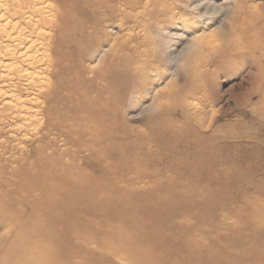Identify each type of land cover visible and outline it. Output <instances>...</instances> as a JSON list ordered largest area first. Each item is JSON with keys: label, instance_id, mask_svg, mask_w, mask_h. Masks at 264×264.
<instances>
[{"label": "bare ground", "instance_id": "1", "mask_svg": "<svg viewBox=\"0 0 264 264\" xmlns=\"http://www.w3.org/2000/svg\"><path fill=\"white\" fill-rule=\"evenodd\" d=\"M188 5L206 21L229 10L211 0H196ZM86 6L102 7L92 0H6L0 4V22L8 13L16 19L11 29L6 28L10 22L0 28V54L15 59L14 67L16 61L22 63V70L42 65L36 66L40 81L23 84L26 79L19 74V85L8 95L16 96V101H6L8 111L4 115L16 120L37 117L39 128L45 129L36 135L34 157L29 158L28 152L20 167L11 171L18 179L10 180L8 167L0 165V264H77L75 258H80L78 264H116L119 260L129 264H216L210 258L205 262L195 259L193 240L185 238L182 225L172 222L175 211L186 210L176 205L177 198L196 203L193 195L200 191L189 183L217 172L221 156L216 145L204 134L194 142L190 134H180L177 117H171L166 126L157 130L158 136L170 137L161 147L164 151L145 149L146 142L140 141L139 135L130 137V128L118 120L121 88L135 72L142 73L141 67L156 66L138 58L134 49V56L123 65L125 71L131 72L127 74L130 78L110 63L104 70L94 68V52L84 45L91 33L84 34V24L78 17L88 10ZM170 7L162 5L149 15L157 22L173 23L175 16L170 13L174 8ZM235 14L219 32L210 29L208 23L203 29L199 28L201 23H194L191 47L206 49L211 61L214 58L219 65L225 57L236 60L262 48L258 38L234 30L233 22L238 18ZM95 25L89 26L93 33ZM116 43L110 45L112 52L118 50ZM35 46L42 50L38 60L28 54ZM102 60L105 61L103 55L98 63ZM87 72L92 76L88 78ZM101 80L106 84H100ZM185 82L189 84L190 80ZM21 84L33 94L30 105L21 98ZM78 93L82 98L73 102ZM179 101L166 108L170 107L174 114L181 109V118L187 120L192 115ZM154 105L162 107L163 102ZM51 133L55 135L53 139ZM58 139L62 149L56 146ZM151 139L148 140L153 142ZM164 170L170 175H163ZM158 177L162 180L153 188L136 187V179ZM168 229L175 230L173 236H167ZM248 237L259 241L254 232ZM58 240L67 246V253L56 258ZM176 243L184 244L181 248ZM91 244H95L94 249ZM253 249L254 258H264V246L257 244Z\"/></svg>", "mask_w": 264, "mask_h": 264}, {"label": "rangeland", "instance_id": "2", "mask_svg": "<svg viewBox=\"0 0 264 264\" xmlns=\"http://www.w3.org/2000/svg\"><path fill=\"white\" fill-rule=\"evenodd\" d=\"M3 1L0 0V4L6 2ZM92 1L101 3L102 7L86 6L88 10L78 17L84 24V34L91 33H89L91 37L84 45L91 48V53L94 52L92 58L94 68L104 70L110 63L125 77H129L127 74L131 72L125 71L123 65L134 56L132 52L134 49L138 58H142V61L149 60L156 66L141 67L142 73L135 72L131 79L127 80L125 87L121 88L123 96L119 105L118 120L130 128L132 134L130 137L136 138L139 135L137 137L141 138L140 141L146 142L145 149L155 151L160 148V151H164L161 147L170 137L158 136L157 130L166 126L171 117H177L176 121L180 126L178 132L182 131L180 134H190L193 142L198 140L199 134L209 136L210 142L216 145L217 153L221 156V162L218 163L214 175L199 182L189 183L200 191H197L195 196L192 194L194 198L196 197L195 204L176 199V205L186 210L175 211L172 222L175 225H182L180 228L184 231L185 238L193 240L192 249L197 250V257L194 258L202 259L204 262L210 258L216 264H264V258H254L253 249L257 244L260 247L264 246V0H211L229 10L227 14L217 15L215 20L210 21L197 16L193 7L188 5L196 0ZM198 2L200 1L196 3ZM238 4L240 5L236 11ZM162 5L171 6L170 10L174 8L170 14L175 16V22H157L150 16ZM234 13L238 17L233 22L234 30L258 38V42L263 43L262 48L247 52L244 58L239 57L236 60L225 57L219 65L214 63L216 61L214 58L211 61L212 57L206 49L191 47L195 32L192 28L194 23L196 25L201 23L200 29L208 23L210 29L219 32L221 25L225 27L231 23ZM10 15L8 13L7 17L1 19L0 28L7 26L9 22L10 27L8 25L6 28L11 29L15 25L16 19ZM3 19L8 20L4 22ZM92 23L96 24L95 34L89 27ZM1 38L0 36V42ZM113 42H117L118 50L112 52L110 45ZM0 49H3V44ZM41 52L42 50L35 46L28 54L38 60L42 57ZM102 55L105 61L98 63ZM175 56L178 57L177 60H173ZM5 57L0 54V110H3L0 113V165L8 167L11 173L20 167L28 152H31L29 158L34 157L32 154L38 144L36 135L45 129L39 128L40 121L37 117L26 120L8 118L9 116L4 115L8 111V106L4 104L6 101L15 103L16 96L8 95L14 90L12 88L19 85L16 79L19 74L24 75L26 79L23 84L34 82V79L35 82L40 81L39 66L42 65H36L39 68L24 65L22 70L20 68L22 63L16 61L19 67L17 64L14 67L15 59ZM88 62L84 61L85 64ZM31 68H35V71ZM90 74L87 72L86 76L89 78L92 76ZM187 80H190L189 84L185 82ZM105 82L101 80L100 84L105 85ZM84 83L87 84V81ZM23 84L20 85L21 98L26 99L30 105L29 98L33 94H30V89H23L26 86ZM81 98L80 93L75 94L73 102ZM159 101L163 102L161 105L163 108H155L154 103ZM178 101L183 102L192 115L187 120L181 118V109L174 114L170 113V107L166 108ZM149 132L152 137L151 134L149 137ZM53 136L54 133H51L50 139H53L51 138ZM154 137L163 139L155 140ZM151 138L153 142L149 141ZM56 146L63 148L60 139L56 141ZM161 155L159 153L160 157ZM88 168L94 169L90 166ZM170 173L164 170L163 175L168 176ZM7 176L10 180L18 179L12 173H8ZM159 177L148 180L136 179V187L153 188L162 180ZM192 195L189 197L192 198ZM170 222L166 221L167 224ZM250 232H254L259 241L249 238ZM174 233L175 230L168 229L166 234L173 236ZM57 242L56 251L53 252L54 256L59 258L67 253V246L61 241L63 247L60 248L62 244L59 240ZM176 244L181 247L184 243ZM90 247L94 249L95 244H91ZM79 261L80 258L74 259L77 264ZM116 264L129 263L119 260Z\"/></svg>", "mask_w": 264, "mask_h": 264}]
</instances>
